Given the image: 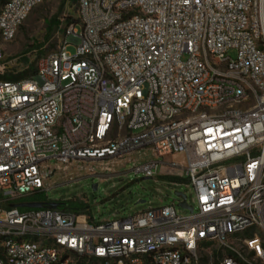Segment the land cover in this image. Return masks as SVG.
<instances>
[{
	"label": "built area",
	"instance_id": "obj_1",
	"mask_svg": "<svg viewBox=\"0 0 264 264\" xmlns=\"http://www.w3.org/2000/svg\"><path fill=\"white\" fill-rule=\"evenodd\" d=\"M45 1L0 0V70ZM77 1L36 73L0 79V264H264V0ZM143 149L183 156L133 171L187 179L188 215L11 207L56 169Z\"/></svg>",
	"mask_w": 264,
	"mask_h": 264
},
{
	"label": "rangeland",
	"instance_id": "obj_2",
	"mask_svg": "<svg viewBox=\"0 0 264 264\" xmlns=\"http://www.w3.org/2000/svg\"><path fill=\"white\" fill-rule=\"evenodd\" d=\"M78 20L77 0H46L38 5L18 29L14 41L4 43L5 60L1 64L0 75L14 76L30 74V67L37 64L46 51L55 49L63 38L67 23ZM72 23V22H71ZM81 32V27L77 26ZM68 52L74 54L76 45L71 43ZM228 55L236 58V52ZM132 161L101 163L86 161L69 167H61L48 177V189L33 196L15 201L66 202L71 199L82 202V213L90 215L95 223L125 218L149 208H159L176 204L177 213L186 216L189 210L178 206L176 192H185L189 204L193 202V191L186 187L187 179L171 176L147 178L143 173H135L137 164L153 160L170 166L173 161L182 163V155L155 158L150 150L143 149L131 155ZM157 171L159 172L160 166ZM55 168V160L45 163ZM8 199L7 196H0ZM143 200V203L138 201Z\"/></svg>",
	"mask_w": 264,
	"mask_h": 264
},
{
	"label": "trees",
	"instance_id": "obj_3",
	"mask_svg": "<svg viewBox=\"0 0 264 264\" xmlns=\"http://www.w3.org/2000/svg\"><path fill=\"white\" fill-rule=\"evenodd\" d=\"M71 22H73V21H71ZM71 22H68L67 25H69ZM30 72H31L30 74L24 73V74H19V75H14V76L0 75V79L1 80L16 81V80H20L23 78L30 77L36 73V64L32 65L30 67ZM42 203H44V205H50V202H42ZM59 203H60L59 208L62 210L74 212L76 214H83L82 210L84 209L85 206L83 205L82 202L75 201V199H71L69 201L59 202Z\"/></svg>",
	"mask_w": 264,
	"mask_h": 264
},
{
	"label": "water",
	"instance_id": "obj_4",
	"mask_svg": "<svg viewBox=\"0 0 264 264\" xmlns=\"http://www.w3.org/2000/svg\"><path fill=\"white\" fill-rule=\"evenodd\" d=\"M177 196H181L183 198V201L178 204V206L183 207V208H189L192 210V207L187 206V203L185 201L186 195L183 192H176ZM143 200L138 201V203H143ZM44 206V203L38 202V201H33V202H27V203H21V204H13L11 207H20V208H41ZM60 206L59 202H50V207L52 208H57Z\"/></svg>",
	"mask_w": 264,
	"mask_h": 264
}]
</instances>
